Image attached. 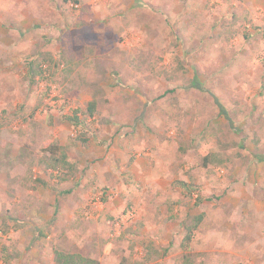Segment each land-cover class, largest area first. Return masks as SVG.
<instances>
[{
    "label": "rangeland",
    "instance_id": "374dc122",
    "mask_svg": "<svg viewBox=\"0 0 264 264\" xmlns=\"http://www.w3.org/2000/svg\"><path fill=\"white\" fill-rule=\"evenodd\" d=\"M56 251L264 264V0H0V264Z\"/></svg>",
    "mask_w": 264,
    "mask_h": 264
},
{
    "label": "trees",
    "instance_id": "16d2710c",
    "mask_svg": "<svg viewBox=\"0 0 264 264\" xmlns=\"http://www.w3.org/2000/svg\"><path fill=\"white\" fill-rule=\"evenodd\" d=\"M93 110H94V107L92 105V107L90 108V111H93ZM222 114H226L224 110H222ZM70 120H73V119H70ZM74 120H76V122L78 123V119L76 117ZM203 218L204 216L200 215L195 218L194 222L186 226V235H185L184 240L187 245L192 242L194 233L198 229V226L203 221ZM187 245L185 246L187 247ZM55 255H56L55 259H56L57 264H99L98 262L94 260L86 259L80 255L65 254L60 251H56Z\"/></svg>",
    "mask_w": 264,
    "mask_h": 264
}]
</instances>
